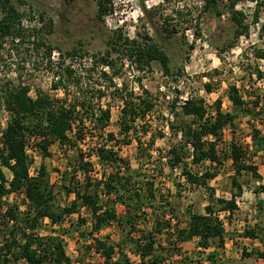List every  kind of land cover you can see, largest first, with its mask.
Wrapping results in <instances>:
<instances>
[{
	"label": "trees",
	"instance_id": "trees-1",
	"mask_svg": "<svg viewBox=\"0 0 264 264\" xmlns=\"http://www.w3.org/2000/svg\"><path fill=\"white\" fill-rule=\"evenodd\" d=\"M97 6V18L103 22V17L112 12V0H95ZM228 4L222 7L221 0H199L197 13L192 15L183 7L176 11L185 28L184 31L192 29L194 42L201 38V20L205 14L215 19H221L225 13L228 14L232 26V38L222 45H214L217 53L231 50L235 41L249 34V24L241 11L236 9L238 2L251 1L256 3L253 13L254 24L258 23L260 7L264 10V0H227ZM17 4H24L22 0H0V43L6 38L12 41L15 38L22 40L23 31L20 27L22 13L19 12ZM144 8V7H143ZM159 6L150 8L146 13L155 12ZM188 17V18H187ZM170 16L163 18L162 31L166 38L175 35L180 24L171 23ZM49 26L51 21L42 24L38 29H33V43L45 47L48 60L54 50H58V59H61L60 48L54 47L44 39L43 30ZM260 39L264 40V23L260 25ZM108 49L105 56L100 57L98 62L109 69L110 76L102 72V75L109 80L122 78V67H117L115 60L126 59L130 67H135L138 72L149 71L153 64L160 65L164 73L172 74V59L164 51L163 47L153 41L148 35L140 40H132L124 37L121 30L112 33L107 41ZM193 49V42L189 45ZM67 55L75 57L83 54V51L72 50ZM116 55V59L110 55ZM254 58L264 61V47L254 52ZM50 63V61H49ZM181 71V69L179 70ZM214 73H218L215 71ZM66 78L77 87L81 83L80 77L75 72L66 68ZM263 74L256 71V79L261 80ZM141 94L127 91L124 85L116 88L114 93L121 98L122 107L118 121V135L116 140L111 133H105L110 119V107L105 109H94L90 100L84 96L76 97V93L69 100L68 84L64 85L63 78L59 77L51 84L52 91L63 90V99H53L47 94L36 93L35 98L28 94L26 86L18 85L5 92L3 104L9 113V119L5 129L0 136V264H75L67 256L62 240L53 235L42 236L39 234L42 223L48 220L51 225H60L66 217L78 214L80 208H84L91 216V229L86 233L91 240L87 241L85 233L81 228L86 224V219L77 216L74 229L78 236L87 243L88 252L93 251L99 255L102 264H132L125 252L129 243L131 253L138 258L137 264H165L167 258L174 254H180V245L186 242L196 241V247L204 250L212 245L217 249H224L225 229L220 219V213L225 212L232 216L237 210V199L241 196V186L236 177L242 172H247L255 179H261L257 173V167L248 158V147L241 145L235 140V116L232 113L224 112L221 101L215 100L209 112L202 99L188 97L181 101L176 97L168 106V118L161 121L167 125L169 132V144L163 151H158L157 159L151 160L150 150L153 148V141H143L137 135L135 127L138 122L144 121L150 113L156 110V100L144 89L137 79ZM207 94L211 93V83L203 85ZM179 94V93H178ZM102 98V94L98 95ZM227 98L231 105L240 114L250 118V136L256 145L264 146V137L253 125L254 120L263 114L264 109L260 106L258 96L253 101H246L240 95L235 85L230 84L227 88ZM232 127L233 139L225 143L223 131ZM97 131L104 135L105 144L96 148L94 155L83 154L78 149V144L85 138L83 130ZM73 135V138L70 135ZM91 134V132H90ZM147 131L143 130L146 136ZM103 135H100L101 137ZM131 136L136 141L137 157L140 161H147V165L157 170L158 176L163 174L164 167L169 169H180L185 183L189 188H201L207 196V205L203 213L194 212L191 206L185 210V226L171 223L163 218H155L153 228L144 231H136L139 222L145 217V208L150 201L157 199L154 189L155 179L151 175L142 176L145 188L140 187L134 178L127 162L120 159L116 152L107 147V143H114L115 146L130 145ZM159 138L165 137L159 133ZM33 138V146L43 157L49 156V148L54 143L67 146L74 153L71 180L80 174L83 182L82 187L68 189L63 187L65 194H74V199L66 206H61L55 197L52 185H49L44 165H40L35 177L29 176V167L32 163L25 154V146ZM225 149V150H224ZM87 156V157H86ZM96 157L100 163L108 164L111 167L109 173H103L101 179L92 180L89 176L91 161L89 158ZM88 158V160H86ZM188 160L192 165H203L208 163L209 167L202 173H192L188 169ZM223 160H229L234 171L232 185L236 192L231 194L230 199L216 198L214 189L209 183L217 176L215 167H220ZM164 161V162H163ZM163 162V163H162ZM7 169L11 177L8 179L2 171ZM61 176L66 179L67 171ZM64 179V180H65ZM263 189L264 186H261ZM23 193V209L17 203L8 204L1 201L2 198L10 196L18 197ZM159 198L163 199L162 195ZM170 212H173L172 205L165 203ZM117 206L123 208L121 216L117 213ZM218 206V207H216ZM3 222V223H2ZM114 225L121 232L125 233L126 240L112 243L108 237H97L106 227ZM73 226V225H72ZM173 226V227H172ZM6 227V229H5ZM5 230V231H4ZM8 230V231H7ZM4 232V233H3ZM264 227L255 225L253 228H244L241 237L251 241H260V247L252 248L246 252L242 249L241 255L245 258H253L260 264H264ZM157 236H165L167 240H173L167 247H162ZM170 242V241H168ZM217 253L212 252L208 258L213 261ZM117 255L116 260L112 257ZM186 260V259H184ZM80 262V263H79ZM77 264H84L76 261ZM168 264H173L171 261Z\"/></svg>",
	"mask_w": 264,
	"mask_h": 264
},
{
	"label": "rangeland",
	"instance_id": "rangeland-1",
	"mask_svg": "<svg viewBox=\"0 0 264 264\" xmlns=\"http://www.w3.org/2000/svg\"><path fill=\"white\" fill-rule=\"evenodd\" d=\"M25 3L17 4L22 13L20 27L24 38L11 40L6 38L0 43V136L6 127L9 113L3 104V95L6 91L18 85L26 86L28 94L35 98L36 93L47 94L53 99L65 97L62 89L51 90V84L59 77L63 78L64 85L68 84L69 100L76 93V97L84 96L90 100L93 110L110 107L111 119L105 133H111L115 139L118 135V121L122 107L121 98L113 92V86L124 85L127 91L140 95L141 89L137 79L141 80L140 85L146 89L156 100V110L135 127L138 137L145 143L153 141V148L150 150L151 160L157 159L158 151H163L169 144V132L167 125L161 120L168 118L167 108L176 98L183 101L188 97L202 99L209 112L215 100L221 101L224 112L232 113L235 116V140L241 145L248 147V158L257 167V173L261 179H255L251 174L242 172L236 177L241 186V196L237 199V210L232 216L221 212L220 219L225 229L224 249H217L212 245L204 250L196 247V241L180 245V254L167 258L165 264H260L253 258H245L241 255L242 249L246 252L252 248L260 247V241H251L241 237L244 228H253L255 225L264 227V192L260 189L264 186V146L256 145L250 136V118L240 114L231 105L227 98V88L230 84L235 85L240 95L246 101H253L256 96L260 98V106L264 109V61L254 58V52L264 47V40L260 39V25L264 23V10L260 7L258 23L254 24L253 13L256 3L253 1L238 2L236 9L241 11L246 22L249 24V34L235 41L231 50L217 53L214 45H222L232 38V26L228 14L221 19H215L205 14L201 20V38L194 42L192 29L184 31L185 25L180 22L176 11L184 6L195 15L199 8V0H112V12L103 17V22L97 18V6L95 0H22ZM262 0H256L258 4ZM222 7L228 4L227 0H221ZM159 6L155 12L146 13L150 8ZM144 7V8H143ZM182 14L184 11H180ZM170 16L173 24H180L178 32L166 38L162 31L163 18ZM188 18V17H187ZM47 19L51 21V28L47 26L42 32L44 39L54 47L60 48L61 59H58V50H54L50 60L46 55L45 47L33 43V29H38ZM121 30L124 37L140 41L144 35H148L153 41L160 44L164 51L172 59V74H166L159 64L152 65L149 71L138 72L135 67H130L126 59L115 60L116 55H110L115 60L117 67H122V78L109 80L110 71L103 67L98 61L105 56L108 44L107 41L115 31ZM193 42V49L189 45ZM83 51V54L71 57L66 54L72 50ZM50 61V63H49ZM69 68L80 77L81 83L77 87L68 81L65 70ZM181 69V71H179ZM107 74L106 77L102 72ZM218 71V73H214ZM256 71L263 74L261 80L256 79ZM211 83L213 89L207 94L203 85ZM102 94V98L98 95ZM179 93V94H178ZM258 116L253 125L258 128L261 136L264 137V110ZM143 130L147 131L146 136ZM91 132V134H90ZM159 133L165 137L159 138ZM85 138L78 144V149L83 154L94 155L96 148L105 144L104 135L100 132H93L90 129L83 130ZM100 135H103L102 137ZM73 138V135H70ZM132 138V136H131ZM225 143L233 139L232 127L223 131ZM117 156L127 162L129 168L136 176L134 180L140 183L144 189L142 176L151 175L155 179L154 189L157 199L150 201L145 208V217L139 222L136 231H144L153 228L155 218H163L171 225L179 224L185 226L187 206L197 213H203L207 205V196L201 188H189L180 169H169L164 167L163 174L158 176L157 170L147 165V161H140L137 157L136 141L131 139L130 145L115 146L114 143H107ZM225 150V149H224ZM49 156L43 157L40 152L32 156V168L35 172L39 166L44 165L49 174V185H52L55 197L61 206H66L74 199V194H65L63 187L80 189L83 182L80 174L71 180L74 153L67 146L54 143L49 148ZM87 157V156H86ZM88 158H86L87 160ZM164 162V161H163ZM162 162V163H163ZM92 167L89 176L92 180H99L103 173H109L111 167L108 164L100 163L96 157L90 162ZM188 169L192 173H202L209 167L208 163L203 165H192L188 160ZM217 176L209 185L214 189L216 198L230 199L231 194L236 192L232 185L234 171L229 160H223L220 167H215ZM3 173L9 179L10 172L2 168ZM67 171L68 176L63 178L62 172ZM65 179V180H64ZM162 195L163 199L159 198ZM8 204L17 203L23 208V198L10 196L2 198ZM172 205L171 213L166 202ZM218 207V206H216ZM119 216L123 214V208H116ZM77 216L86 219V224L81 228L86 236L91 229V216L82 207L78 214L66 217L60 225H51L44 220L39 230L42 236L53 235L62 240L67 256L73 263L82 261L84 264H102L103 259L93 251L88 252L87 243L79 237L73 228L77 222ZM3 223V222H2ZM1 226L3 224H0ZM73 225V226H72ZM4 226V225H3ZM172 226V227H173ZM6 229V227H5ZM5 231V230H4ZM8 231V230H7ZM4 233V232H3ZM264 232H262V236ZM97 237H108L112 243L126 240L125 233L121 232L114 225L106 227ZM162 247H167L172 239L167 240L165 236H157ZM170 241V242H168ZM131 246L128 243L125 252L132 264L138 263V258L131 253ZM217 253L213 261L208 256ZM186 259V260H184ZM80 263V262H79Z\"/></svg>",
	"mask_w": 264,
	"mask_h": 264
},
{
	"label": "built area",
	"instance_id": "built-area-1",
	"mask_svg": "<svg viewBox=\"0 0 264 264\" xmlns=\"http://www.w3.org/2000/svg\"><path fill=\"white\" fill-rule=\"evenodd\" d=\"M33 142H34V139L31 138V139L29 140V142H28V143L26 144V146H25V154H26L30 159H32V156L35 155V154L37 153L36 148L33 146ZM0 148H2L1 143H0ZM87 160H88V159H87ZM93 160H94V156H92L91 158H89V161H93ZM32 163H33V162H32ZM32 163H31V165H30V167H29V176H30V177H35L36 174H37V172H35L34 169L32 168ZM19 196H20L21 198H23V193H20ZM22 209H23V208H22ZM219 216H220V215H219ZM220 217H221V216H220ZM116 258H117V255H114V256L112 257V260L114 261V260H116Z\"/></svg>",
	"mask_w": 264,
	"mask_h": 264
},
{
	"label": "flooded vegetation",
	"instance_id": "flooded-vegetation-1",
	"mask_svg": "<svg viewBox=\"0 0 264 264\" xmlns=\"http://www.w3.org/2000/svg\"><path fill=\"white\" fill-rule=\"evenodd\" d=\"M62 1L66 2L67 0H62Z\"/></svg>",
	"mask_w": 264,
	"mask_h": 264
},
{
	"label": "crops",
	"instance_id": "crops-1",
	"mask_svg": "<svg viewBox=\"0 0 264 264\" xmlns=\"http://www.w3.org/2000/svg\"><path fill=\"white\" fill-rule=\"evenodd\" d=\"M193 242V241H192ZM186 243H188V242H186ZM183 245V244H182Z\"/></svg>",
	"mask_w": 264,
	"mask_h": 264
}]
</instances>
